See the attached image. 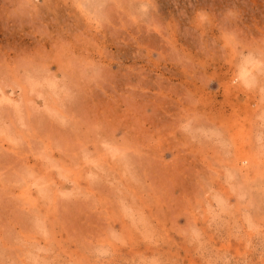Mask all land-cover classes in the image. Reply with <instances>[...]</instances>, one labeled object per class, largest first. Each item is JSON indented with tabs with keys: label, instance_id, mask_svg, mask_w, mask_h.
<instances>
[{
	"label": "rangeland",
	"instance_id": "rangeland-1",
	"mask_svg": "<svg viewBox=\"0 0 264 264\" xmlns=\"http://www.w3.org/2000/svg\"><path fill=\"white\" fill-rule=\"evenodd\" d=\"M0 264H264V0H0Z\"/></svg>",
	"mask_w": 264,
	"mask_h": 264
}]
</instances>
